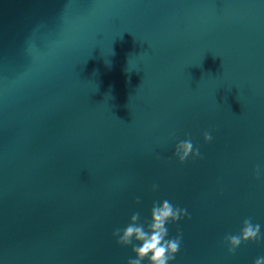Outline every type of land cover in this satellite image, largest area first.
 Returning <instances> with one entry per match:
<instances>
[{"label":"water","instance_id":"95a60500","mask_svg":"<svg viewBox=\"0 0 264 264\" xmlns=\"http://www.w3.org/2000/svg\"><path fill=\"white\" fill-rule=\"evenodd\" d=\"M165 199L169 264L264 257V0H0V264H127Z\"/></svg>","mask_w":264,"mask_h":264},{"label":"clouds","instance_id":"9594fccd","mask_svg":"<svg viewBox=\"0 0 264 264\" xmlns=\"http://www.w3.org/2000/svg\"><path fill=\"white\" fill-rule=\"evenodd\" d=\"M206 142H211L213 137L210 132L204 133ZM175 155L181 163L185 162L190 156L200 157L199 148H195L190 139L180 141L175 148ZM257 178L261 175L260 167L256 168ZM159 185L154 184L152 190H158ZM136 203L140 204L139 197ZM190 218L186 208L174 206L167 199L154 201L151 209V220L141 223L140 212L132 214L130 223L123 229L116 228L113 236L117 237V243L122 246H132V251L135 253V258H129L127 264H143L145 259L149 264H169L175 260L176 254L181 250L183 234L178 231V234L173 238H167L169 229L166 227L169 223H175L183 218ZM264 237L261 235V225L253 224L252 218H246L243 221V227L238 235H226L225 242L228 245V252L234 254L242 243L249 241L260 242ZM139 243L134 244L133 241ZM254 264H264V257H259L254 261Z\"/></svg>","mask_w":264,"mask_h":264}]
</instances>
